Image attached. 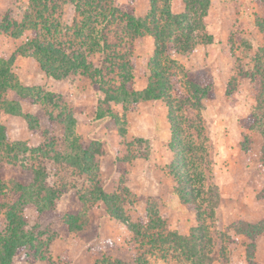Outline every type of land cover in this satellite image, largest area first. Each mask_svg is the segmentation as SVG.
Returning a JSON list of instances; mask_svg holds the SVG:
<instances>
[{"label": "trees", "instance_id": "obj_1", "mask_svg": "<svg viewBox=\"0 0 264 264\" xmlns=\"http://www.w3.org/2000/svg\"><path fill=\"white\" fill-rule=\"evenodd\" d=\"M148 1L149 13L139 18L132 9L121 10L114 0H28L29 6L21 21H14L8 15L0 21V33L10 38L19 39L27 31L34 36L8 59L0 61V112L23 117L31 131L37 128L38 121L33 115L23 113V103L42 107L48 117V129L43 133L46 139L34 148L23 141L10 142L0 121V264H13L15 260L50 264L49 247L60 236L56 226L61 225L69 234L89 229L90 213L98 202L127 228L132 234V244L136 243L142 250L136 258V253L132 252V259L126 264H150L146 256L152 252L166 256L170 251L184 264H213L224 258L225 246L221 245L219 253H215L210 234L220 194L217 185L208 182V177L213 181V169L204 161L203 147L207 139L202 138V129L189 123L187 126L197 136L194 141L182 130L180 117L175 115V110H183L185 104L195 111L202 110L203 101L214 96L213 87L186 78L182 67L171 57L172 54H190L200 43H212V36L205 33L204 22L211 0H184L185 9L181 14L172 13L171 0ZM259 2L264 6V0ZM65 5L71 6L77 16L70 24L61 23ZM256 26L264 28V21L259 19ZM111 30L114 38L109 37ZM145 36L154 39V52L148 63L150 76L145 90L135 92L130 87L134 62L130 54L119 50L133 47L134 40ZM95 54L100 57L98 66L89 60L90 55ZM17 56L33 58L40 71L54 80L78 74L89 78L93 89L101 95L97 117L109 116L120 135L126 132V122L112 112L111 103L121 104L125 110L139 101L167 103L172 131L170 148L174 152L172 170L178 182L179 197L195 211L198 222L188 237L166 227L154 201L147 200L144 217L130 222L123 208L129 203L124 198L127 189L119 195L106 194L103 190L99 178L101 144L85 141L77 134L72 104L67 96L46 92L40 86H25L12 76ZM251 62L253 69L246 78L255 106L240 125L264 137V46L258 47ZM179 73L185 78L189 97L182 107L176 108L171 102L170 89L171 80ZM231 85L232 81L228 87ZM226 93L232 94V89L228 88ZM57 127L63 128L62 136L57 135ZM243 138L244 142L249 139L246 135ZM247 149L246 143L243 144L242 150ZM262 164L264 166V159ZM62 165L71 168L72 186L50 181L58 172L54 166ZM26 174L29 180L24 183L20 177ZM81 179L87 181L86 185ZM67 195L76 200L78 208L59 212V202ZM258 198L264 199V188ZM26 210H31L35 216L33 222L25 215ZM231 230L247 239V264H258L255 242L264 234V220L256 224L238 222ZM224 236V233L219 234L220 242L227 239ZM145 246L147 250L143 249ZM107 262V259L101 261ZM111 264L125 263L117 259Z\"/></svg>", "mask_w": 264, "mask_h": 264}, {"label": "rangeland", "instance_id": "obj_2", "mask_svg": "<svg viewBox=\"0 0 264 264\" xmlns=\"http://www.w3.org/2000/svg\"><path fill=\"white\" fill-rule=\"evenodd\" d=\"M259 1L260 0H211L209 14L208 17L205 18L207 26L205 33L213 35L216 44L209 46L200 43L196 48L201 51V54L191 53L192 55L190 56L186 54L189 57L186 59L185 66H183L184 59L182 57H176L174 54L171 55L173 59L177 58V62L182 67L186 78H192L200 83L210 84L213 87V98L204 100L202 103L203 109L199 112L190 108L188 104L183 106V103H186L185 101L189 97V92L185 78L181 76L182 74H176V77L171 80L172 88L170 89L172 105L176 108H178L177 106H179V108L183 106V110H181V108L175 110V115L180 117L182 130L195 141V138H197L195 132L187 126L189 123H193V125L203 130L201 133L202 138L206 137L207 139L203 147L205 155L204 161L208 167L213 169V181L208 177V182L216 183V180H218L215 172L217 166L221 170L227 171V167L233 166V164L239 165L241 164L239 162L244 160L245 165L251 167L249 173L251 182L264 184V166L262 164V160L264 159V137L260 136L258 133L245 130L240 125L241 120H244L255 106V97L251 92V86L249 80L246 78V74L253 69L251 59L256 50L258 47L264 46V28L262 26H256L259 19L264 21V6L261 5ZM114 2L121 10L127 11L133 9L132 5L134 4L133 6L137 10V15L138 13L145 14L148 9L147 0H114ZM28 6V0H0V21L5 15H8L14 21H21ZM73 19H77V16L74 10L71 9V6H63L61 23L70 24ZM111 32L112 30L110 31L109 37L114 38L115 34ZM40 34V36H43V33ZM33 37V34L29 31L24 32L23 36L19 39H13L0 33V61L8 59L18 47H21ZM145 40V37L140 40H134L133 47H123L120 48L119 51L126 55L130 54L132 61L136 65L140 64L145 66L152 57L154 50L152 49L151 54H148L149 46L143 47L142 45ZM201 56L206 59H204V61L201 60L200 63ZM89 60L98 66L100 57L96 54L90 55ZM11 72L13 77L25 85L44 88L48 86L47 79L36 63L30 59L26 62L18 60V62L14 64ZM69 78L81 80V85L83 87L85 83L90 80L87 77H81L79 75H74ZM230 81H232V85L228 87ZM228 88L232 89V94L230 95L226 93ZM180 104L182 105L180 106ZM71 107L73 108L72 105ZM24 108L26 113H31L38 121L37 128L33 131L29 130L27 124L21 118H15L2 112H0V121L5 126L10 142L23 141L29 147H38L42 145L46 139L43 135L44 131L48 129L46 111L40 106L30 107L29 105H24ZM93 111L94 110H92L90 114H93L92 116H94L95 113ZM110 123L113 134V131L115 132L117 127H115L114 122L112 123L111 121ZM56 133L62 136L63 128L57 127ZM106 133L109 136V132ZM243 135L249 138L248 141L244 142ZM81 137L85 141H89L88 138L84 136ZM245 143L248 149L242 153L240 149H242V145ZM131 146V153L138 155L142 153L145 148V146H141L139 143H133ZM238 152L241 153L239 154ZM100 158L101 156L99 160ZM54 167L58 172L55 177H53L54 175L50 177V181L52 182L53 179V181H55L54 183H64L68 186H72L74 180L71 168L63 165ZM214 173L216 180L214 178ZM27 176L28 174H26V176H21L20 180L24 183L28 182L29 178H27ZM122 177L124 178V180H121L122 182L127 181L124 174ZM80 182L86 185L85 183L87 181L81 179ZM128 194L124 195L127 202L130 203L131 201L137 200L136 196ZM70 197L71 196L67 195L61 198L58 205L59 212L78 208L76 200ZM98 203L94 205L93 211L90 213L89 229L80 233L69 234L65 231V228L58 225L56 226V230L60 236L55 241L68 236L82 237L86 242L92 241L90 251L93 252L92 258H95V264L97 262L98 264H103L101 261L104 259H107L110 264L117 259L125 264L128 262L130 263L132 252L136 253L134 256V258H136L137 254L139 255L142 251L136 243L132 244V242H130L127 246L122 247L123 250H120L119 247L121 248V246L113 244L110 246V241L104 240L103 238L101 239V237L95 240L98 236L99 227L101 223L103 224L106 214L102 210L103 206H100ZM128 211L129 215H131V219L136 222L133 210L128 209ZM25 215L30 222H33L35 216L31 210H26ZM219 216L220 212L217 210L214 213L215 221L210 227V234L214 241L213 251L215 253H219L221 245L225 246L226 253L221 260L224 262L223 260L228 257V247H230V244L239 240H233L234 238L232 239V236H229L226 232L224 233V237L227 239L224 238L225 240H221L220 242L219 234L223 226L220 225V230L218 231L216 222ZM118 227L127 230V228L120 223ZM231 232L232 230L229 233ZM239 243L244 247L246 245V241H239ZM129 246H131V248H129ZM143 249L147 250L148 247L145 246ZM69 256L68 253H59L50 264H76L73 260L75 258L74 255H72V258ZM146 259L150 264H184V261L180 259V257L178 258L170 251L166 256H162L160 252H152L146 256ZM17 262L20 261H14V263ZM109 262L106 264H109Z\"/></svg>", "mask_w": 264, "mask_h": 264}, {"label": "crops", "instance_id": "obj_3", "mask_svg": "<svg viewBox=\"0 0 264 264\" xmlns=\"http://www.w3.org/2000/svg\"><path fill=\"white\" fill-rule=\"evenodd\" d=\"M133 5L132 10L136 17L144 18L149 13L150 5L148 0V9L145 14L138 13L137 15V10ZM184 9V0H171V11L173 14H181ZM211 36L213 39L212 43L206 45L212 46L216 44L215 37ZM145 39L142 45L143 47L149 46L148 54H151L152 49H154V39L151 36H145ZM200 52L198 48H195L192 54H201ZM174 55L182 57L184 59L183 66L186 65V59L189 56ZM29 59L36 63L33 58L22 56H17L15 63L18 60L26 62ZM204 59L206 58L201 56L200 63ZM174 60L177 61V58ZM148 63L145 66L134 63L133 80L130 87L135 92H142L148 85L150 76ZM93 65H95L94 62ZM43 75L47 79L48 84L45 88L41 87L43 90L56 95L67 96L71 101L77 134L88 138L89 141H98L101 144L103 153L99 160V178L103 183L104 192L106 194L119 195L123 190L127 189L129 194L136 196V201L130 204L126 203L123 207L130 222L135 223L131 219L128 209L133 210L137 222L146 214L147 200L154 201L158 214L166 224V227L183 237H188L192 230L198 226V222L195 211L183 203L179 197L178 182L172 170L174 152L170 148L172 131L167 103L163 100L139 101L128 110H125L121 104L111 103L112 112L119 117H123L126 122L124 135L119 134L118 128L112 134L110 122L112 121L113 123V120L109 116L97 117L101 95L93 89L89 79L83 87L81 80L71 78L54 80L44 73ZM78 75L84 77L80 74ZM24 105L29 104H22L23 113L32 115L29 112L26 113ZM92 110L95 112L94 116H92L93 114L90 115ZM13 117L21 118L25 122L23 117ZM106 132H109V136ZM133 143L145 146L142 153L139 155L131 153L130 148ZM240 150L242 153L244 152L242 149ZM239 163L241 164H233V166L227 167V171L221 170L218 166L215 170L218 179L216 180L214 173L215 184L220 194V202L217 209L220 212V216L216 224L218 231L220 230L219 226H223L224 230L222 229L220 233L227 232L229 236H232V239L234 238L233 240L237 239L247 242V239L243 236L236 235L233 231L229 232L232 225L238 222L256 224L264 220V199L258 198V194L264 188V184L252 183L249 175L251 167L245 165L244 160ZM123 174L127 179V181H123L124 183L121 181L124 180ZM98 204L103 206V209H101L106 214L95 240L101 237V239L110 241L109 245L111 243L121 246V248L127 246L132 240V234L118 227L119 222L106 212L105 205L102 202ZM239 241L230 244V247H228L229 254L223 260L224 262L219 260L213 264H247L245 247ZM91 244L92 241L86 242L82 237L68 236L52 242L49 247V256L52 261L55 260L59 253H68L70 258L74 255L75 258L73 260L76 264H95V258H92L93 252L90 251ZM255 245V262L264 264V234L257 238ZM14 264H47V262L20 261Z\"/></svg>", "mask_w": 264, "mask_h": 264}]
</instances>
